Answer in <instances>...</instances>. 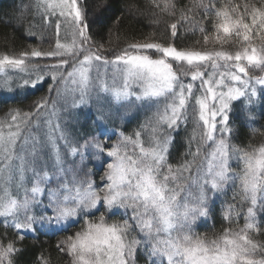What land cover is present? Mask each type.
<instances>
[{"label": "snow or ice", "instance_id": "1", "mask_svg": "<svg viewBox=\"0 0 264 264\" xmlns=\"http://www.w3.org/2000/svg\"><path fill=\"white\" fill-rule=\"evenodd\" d=\"M151 3L177 16L175 0ZM30 9L46 24L54 23L57 34L61 21H70L74 25L72 44L57 40L53 51L33 47L14 55L2 54L0 74L26 71V60L31 57H60L53 67L65 68L66 76L61 73L59 79L65 82L66 91L69 82L73 86L72 107L89 104L94 96L97 121L107 119L106 104L127 110L137 106L133 98L154 111L141 125L148 133L146 141L142 132L136 131L135 139L121 134V142L111 148L97 136L83 144L71 140L58 121L52 122L57 111L54 101L51 112L47 111L50 97H42L29 112L13 110L10 121L0 120V218L5 229L16 230L11 239L7 231L0 234V264H16L17 255L23 252L17 247L16 236L23 240L21 233L35 232L37 225L59 228L74 217H86L94 209L99 212L98 205L105 209L98 223L87 222L85 229L57 244V250L70 258L69 264H137L141 247L147 264H264V242L254 238L262 227L256 219L257 206L264 210V143H231L234 102H243V115L249 121L254 119L253 106L264 104V74L251 73V69L264 73V0H191L190 6L179 10L177 21L169 29L174 38L178 24H188L202 34L203 42L195 41L199 48H178L174 43L147 39L116 51L103 43L96 45L88 35L86 0H32L20 9L18 23L25 21ZM198 14L201 19H197ZM202 20L211 23V32ZM32 27L27 35H35ZM233 47L234 52L230 50ZM94 67L95 81L91 75ZM100 67L105 69L103 76ZM209 67L211 72L206 71ZM182 76L190 78L189 82ZM52 79L57 81L55 73ZM196 81H200V95L193 91ZM29 83L24 80V85ZM31 83L36 86V81ZM257 85L261 86L259 90ZM190 99L198 107L199 143L193 151L194 134L186 153L192 160L185 159L173 167L166 160L173 132H178L182 121L187 122L185 112ZM45 126L47 131H43ZM56 131L58 137L54 136ZM57 140L64 142L63 153ZM49 144L54 151L51 164L41 159L48 155L44 149ZM129 144L133 145L131 152ZM88 149H95L97 156L103 153L115 158L107 163L101 186H94L83 166ZM202 154L204 160L197 165L196 158ZM69 155H79L80 162L66 166ZM232 159L236 169L230 164ZM185 180L190 181L187 186L182 183ZM230 181H239V194L250 204L243 226L225 227L213 237L195 232L197 220L212 214L215 196L224 192ZM36 208L43 209L40 215L34 211ZM115 210H123L127 218L108 223L105 213ZM234 210V205H228L225 220H233ZM239 215L237 212V219ZM41 261L50 264L43 257Z\"/></svg>", "mask_w": 264, "mask_h": 264}, {"label": "trees", "instance_id": "2", "mask_svg": "<svg viewBox=\"0 0 264 264\" xmlns=\"http://www.w3.org/2000/svg\"><path fill=\"white\" fill-rule=\"evenodd\" d=\"M177 5V16L173 17L159 8L154 7L151 0H86L88 9L87 15V33L91 36V40L96 45L103 43L106 48H113L120 51L131 42H143L147 39H155L162 43H174L178 48L194 47L199 48L195 41H202V34L199 31H193L188 24H178L177 36L172 37L169 25L177 21L179 10L190 6L191 0H175ZM32 0H0V55H14L23 50L30 51L35 47L43 52L55 50V45L58 40V34L55 24H46L39 15L31 9L26 14L27 18L23 23H18L16 17L20 14V9L23 5L31 4ZM103 5V6H101ZM34 17V18H33ZM197 19H201V14H198ZM202 24L209 32L212 30V25L209 21H203ZM34 25L30 30L35 35H27L29 26ZM154 34V36H153ZM235 51V47L230 49ZM42 60V58H41ZM42 61H36L43 63ZM252 75H261L259 70L251 69ZM52 84L50 80L44 82L41 86L28 89L23 93H18L13 96L0 95V120H9L10 113L13 110L20 112H29L33 109L35 102L42 97L49 98L51 92L49 89ZM51 98V97H50ZM130 114H128L129 116ZM133 115V114H132ZM143 114L136 110L135 115L129 116L127 120L116 122L114 127L109 131L100 130L102 126L94 124L90 120L88 123V115L85 119L77 118L74 125H70L71 140L79 141L83 144L86 139L92 136H97L101 143L108 148L121 142L124 136H133L136 131L142 132V139L147 140V135L141 129V120ZM254 119L249 121L243 115V102L237 101L234 104L233 114L231 117V126L233 128V136L231 143L238 146L248 144L259 145L264 143V104H256L253 106ZM92 124V126L90 125ZM196 122L188 120L183 126L173 134L174 140L170 146L169 154L166 162L172 164L173 167L182 164L185 159L192 160V156H186L188 152L189 141L194 134ZM111 128V126H108ZM99 130V131H97ZM201 132V131H200ZM197 142L192 144L193 151ZM147 146V144L145 145ZM128 150H133V145H128ZM64 151V150H63ZM138 152V149H136ZM95 149H88V153L83 161L85 170L89 172V178L94 182V186H101V177L105 175L107 163L113 162L114 157H107L101 153L95 155ZM203 155V154H202ZM196 158V164L201 159ZM73 161L80 162L79 155L73 157L66 156V166ZM200 163V162H199ZM199 165V164H197ZM196 166H193L192 175L195 176ZM185 177L188 173H184ZM182 183L187 186L189 180ZM195 192V188L192 189ZM239 182L232 185H227L224 192L218 193L215 196V203L212 204V214L208 218L197 220L194 225V231L201 234L213 237L225 227L238 229L244 224V215L247 208L250 206L240 196ZM185 193H181L183 196ZM235 196V199L233 197ZM44 203L47 200L44 199ZM234 205L233 220H225L224 215L228 205ZM100 211H94L88 216L80 217L78 222H68L65 226L58 229L42 230L37 226L35 232L21 233L24 238L20 240L18 236L17 247L22 248L23 252L16 257V264H42L41 257L50 261V264H69V257L57 250V244L64 240L68 235H72L87 227V222H94L105 209L103 205H98ZM37 215L43 211L42 208L34 210ZM239 212V218H236V213ZM131 214L130 211L128 213ZM106 221L109 223L127 218L123 210H115L114 213H105ZM257 222L261 224V233L254 235L258 241L264 242V210L257 208ZM8 233V238L15 236L16 230L12 228L5 229L3 218H0V234ZM137 264H147L146 256L143 247L137 254Z\"/></svg>", "mask_w": 264, "mask_h": 264}, {"label": "rangeland", "instance_id": "3", "mask_svg": "<svg viewBox=\"0 0 264 264\" xmlns=\"http://www.w3.org/2000/svg\"><path fill=\"white\" fill-rule=\"evenodd\" d=\"M53 19H55V18H53ZM73 32H74V25H72L70 21L62 20L61 21V27H60L59 34H58V40L60 41V43L71 45L72 41L74 39ZM75 39H76L77 45H79V40H80L79 36L77 35L75 37ZM211 47H212V45L210 44L209 48H211ZM41 58H42V60H44L43 63L36 62L39 60L42 61ZM64 58L71 59L70 57H67V56ZM109 58H112V57L110 56ZM59 60H60V57H40V58L31 57L28 60H26V64L28 65V68L26 71L7 70L6 73L0 74V95H2V96H13V95H16L18 93H23V92L27 91L28 89L35 88L36 86H41L44 84L45 81L50 80L51 84H52L51 89H53V90L50 94L51 98L49 101V108L47 109V111L51 112V110H52L51 103L54 101L55 105H56L57 115L51 117L52 122H53V124H55L58 121L61 129H63L66 132V134L69 136L70 139H71L70 133H69L70 132V125H74L77 118L79 120H82L83 118L85 119L89 114L90 115L92 114L93 116L88 117V123H90V120L92 121V119H93L94 124L102 126L100 130L105 129V131H109V132L114 127L113 126L114 120L116 122L119 120L118 122L123 123V121L127 120L130 115L131 116L135 115L136 110H139L140 113L143 114V115H141L142 116V120H141L142 125L146 122L147 117L152 115L154 108H152L148 105L139 104V102H135L134 98H133V103L136 104L137 106L130 108V109H127V110L123 107L117 108V106H115V105L109 106L106 104L105 112L107 115V119H104L103 121H97L96 120L98 113H97L96 101H95L94 96H93L92 101H90L89 104L82 105L80 107H75V108L72 107L73 93L71 92V88L73 86L69 82L67 85L68 91H66L65 90V82L60 81V79H59L61 73H64L66 76L65 68L61 67V68L57 69V68L53 67L54 65H57L59 63ZM68 70L70 71L71 69L69 68ZM222 70L223 69H221V71ZM206 71L211 72L212 69L209 67L206 69ZM99 72H100L101 76H103L105 74V69L103 67H100ZM53 73H55L57 75V81H53V79H52ZM111 74H112V67H111V65H109L108 69H107V77L109 79V83L111 82V79H110ZM91 75L95 81V78L97 76V69L95 67L93 68ZM38 76H42L43 79L37 80ZM181 79L184 80L185 82H189V80H190V78L183 77V76L181 77ZM24 80H29L30 83L28 85H24ZM5 81H7L8 83L5 84ZM32 81H36L35 87L32 86V83H31ZM194 84L196 85V87H194V89H193L194 93L196 95H200L201 93L198 90L200 81H196V82H194ZM256 87L259 90L261 86L257 85ZM57 89H59V92H60L59 95L57 94ZM134 90H138V89H136L134 86ZM76 95L78 96V94H76ZM235 103L236 102H234V104ZM128 114H130V115L128 116ZM185 115L187 117V121L192 120L193 122H196L197 126L195 127V131H194V134L196 135V140H193L192 144H194L195 141L197 143H199V133L201 131V128L198 126V107L195 105L194 99L189 100ZM90 125L92 126V124H90ZM108 126H111V128ZM183 126L185 127V122L182 121L180 123L179 129L182 128ZM107 129H110V130H107ZM43 131H47L46 126L43 127ZM97 131H99V130H97ZM145 133L148 136V133L146 131H145ZM174 133L175 132H173V134ZM59 134H60L59 131L54 132V136H56V137H58ZM57 147L60 148L62 153L64 152L63 151V150H65L64 149V142L62 140H57ZM169 150H170V148H169ZM44 151L48 155L42 156L41 159L47 160V162L49 164H51L52 160L54 159V151L52 149V146L50 144L47 145L46 148L44 149ZM203 160H204V157L202 155L201 159L198 161L197 164H201L203 162ZM230 164L232 165L233 169L237 168L235 159L230 160ZM195 174H196V170H195ZM236 182H239V181H235V182L230 181L228 183V185H232ZM12 191L13 192L16 191L15 185H12ZM20 195L21 196L23 195L22 190L20 191ZM257 208L260 209L261 207L258 205ZM93 211L94 210H92V212ZM80 217H82V216H78V217H74V218L70 219L69 221L65 222L62 226H60L59 228L65 226L68 222H72V221L78 222ZM98 222H99V217L94 220V223H98ZM37 226H39V225H37ZM39 228H41V227L39 226ZM41 229L42 230H48V228H41ZM53 229H58V228H53Z\"/></svg>", "mask_w": 264, "mask_h": 264}]
</instances>
